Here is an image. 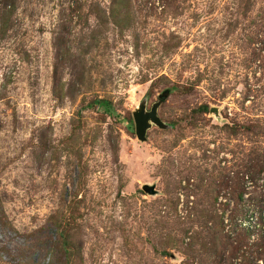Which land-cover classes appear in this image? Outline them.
I'll use <instances>...</instances> for the list:
<instances>
[{
  "label": "rangeland",
  "instance_id": "obj_1",
  "mask_svg": "<svg viewBox=\"0 0 264 264\" xmlns=\"http://www.w3.org/2000/svg\"><path fill=\"white\" fill-rule=\"evenodd\" d=\"M254 164L264 0H0V264H264Z\"/></svg>",
  "mask_w": 264,
  "mask_h": 264
},
{
  "label": "trees",
  "instance_id": "obj_2",
  "mask_svg": "<svg viewBox=\"0 0 264 264\" xmlns=\"http://www.w3.org/2000/svg\"><path fill=\"white\" fill-rule=\"evenodd\" d=\"M97 106L102 107L104 110H108V103L105 99L102 98H96L93 100ZM256 168L250 172L251 174V181H255L256 174L259 172L264 173V167L259 164H254ZM252 181V182H253ZM251 202V201H250ZM252 206H254L256 209L251 208L249 212H255L256 213V221L252 222L250 225L248 218H246V214L248 213V208L244 206L234 207L231 211L232 213L228 216V221L230 223V226L234 229L233 231L237 230L238 232V238L235 239L236 244L240 245L241 243H244L245 240H247L249 234L252 232L254 225H257V231L261 232L260 239L264 237V199L260 200H253L251 202ZM255 210V211H254ZM236 215L242 216V218H246L245 222H235L234 217ZM232 230V229H230ZM264 244V243H263ZM262 245V244H261Z\"/></svg>",
  "mask_w": 264,
  "mask_h": 264
},
{
  "label": "water",
  "instance_id": "obj_3",
  "mask_svg": "<svg viewBox=\"0 0 264 264\" xmlns=\"http://www.w3.org/2000/svg\"><path fill=\"white\" fill-rule=\"evenodd\" d=\"M156 104H152L149 110H144L143 105L140 104L131 112L133 121L134 135L138 140H144L145 131L153 123L159 127H162V122L156 116ZM142 189L146 192H151L152 189L146 185L142 186Z\"/></svg>",
  "mask_w": 264,
  "mask_h": 264
}]
</instances>
